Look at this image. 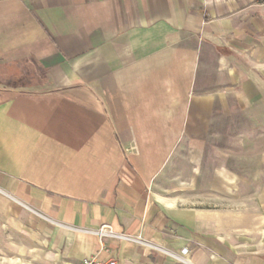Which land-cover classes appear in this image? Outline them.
<instances>
[{
	"label": "crops",
	"instance_id": "0c3cea01",
	"mask_svg": "<svg viewBox=\"0 0 264 264\" xmlns=\"http://www.w3.org/2000/svg\"><path fill=\"white\" fill-rule=\"evenodd\" d=\"M263 137L264 0H0V264H264Z\"/></svg>",
	"mask_w": 264,
	"mask_h": 264
},
{
	"label": "rangeland",
	"instance_id": "374dc122",
	"mask_svg": "<svg viewBox=\"0 0 264 264\" xmlns=\"http://www.w3.org/2000/svg\"><path fill=\"white\" fill-rule=\"evenodd\" d=\"M259 146H264V137H263V143H258ZM239 197L238 198V210H252L256 206H258V201L260 200H255V199H246L245 195H247L248 192L251 193L252 191V185L251 184H246V183H239ZM221 208L223 210H226L229 208V200L226 198L221 199ZM260 213V211H258Z\"/></svg>",
	"mask_w": 264,
	"mask_h": 264
},
{
	"label": "built area",
	"instance_id": "2783aa9c",
	"mask_svg": "<svg viewBox=\"0 0 264 264\" xmlns=\"http://www.w3.org/2000/svg\"><path fill=\"white\" fill-rule=\"evenodd\" d=\"M94 234L99 238V240H102L104 238H110V237L125 239V236L113 234L110 226L108 225L100 226L96 231H94ZM80 264H117V263L112 258L107 259V260H99L96 256H91L89 258L83 259L80 262Z\"/></svg>",
	"mask_w": 264,
	"mask_h": 264
}]
</instances>
